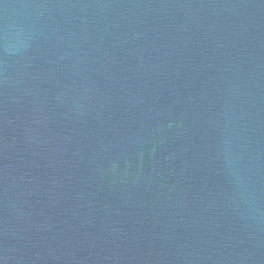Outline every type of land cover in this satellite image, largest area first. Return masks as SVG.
<instances>
[{"label": "water", "instance_id": "95a60500", "mask_svg": "<svg viewBox=\"0 0 264 264\" xmlns=\"http://www.w3.org/2000/svg\"><path fill=\"white\" fill-rule=\"evenodd\" d=\"M0 264H264V0H0Z\"/></svg>", "mask_w": 264, "mask_h": 264}]
</instances>
